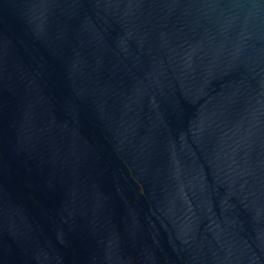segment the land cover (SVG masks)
<instances>
[{"label": "water", "instance_id": "obj_1", "mask_svg": "<svg viewBox=\"0 0 264 264\" xmlns=\"http://www.w3.org/2000/svg\"><path fill=\"white\" fill-rule=\"evenodd\" d=\"M0 264H264V0H0Z\"/></svg>", "mask_w": 264, "mask_h": 264}]
</instances>
